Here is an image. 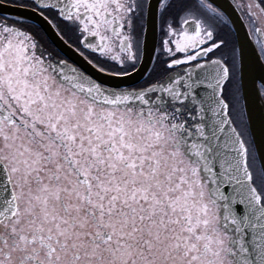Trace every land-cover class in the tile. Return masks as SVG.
<instances>
[{
  "label": "snow or ice",
  "instance_id": "6c2138e0",
  "mask_svg": "<svg viewBox=\"0 0 264 264\" xmlns=\"http://www.w3.org/2000/svg\"><path fill=\"white\" fill-rule=\"evenodd\" d=\"M5 5L23 11L0 16V264H264V153L238 128L216 0ZM153 7L169 38L144 86L44 55L47 25L98 53L84 57L98 72L127 76ZM236 7L264 37V0Z\"/></svg>",
  "mask_w": 264,
  "mask_h": 264
},
{
  "label": "water",
  "instance_id": "95a60500",
  "mask_svg": "<svg viewBox=\"0 0 264 264\" xmlns=\"http://www.w3.org/2000/svg\"><path fill=\"white\" fill-rule=\"evenodd\" d=\"M156 5V0H152ZM229 17V26L234 35L238 62V79L240 95L245 116V121L252 143V147L258 153H264V95L261 92L264 82V63L258 53L257 47L252 40L245 22L241 17L233 0H216ZM23 10L11 7L0 6V15L18 16ZM26 15L33 16L31 12ZM157 8L153 7L151 15L146 20L144 33V57L141 66L133 74L126 77H109L99 74L97 79L107 87L119 88L128 86L140 78L147 70L156 41ZM45 32L55 45L62 48L58 37L52 32L51 27L45 25ZM259 38L263 40V37ZM59 44V45H58ZM264 89V87H262Z\"/></svg>",
  "mask_w": 264,
  "mask_h": 264
},
{
  "label": "flooded vegetation",
  "instance_id": "af4514ba",
  "mask_svg": "<svg viewBox=\"0 0 264 264\" xmlns=\"http://www.w3.org/2000/svg\"><path fill=\"white\" fill-rule=\"evenodd\" d=\"M233 1L237 5L238 0H233ZM11 7H15V6L13 5ZM239 13H240L241 17L243 18V21L245 22L247 30H248L252 40L254 41L255 46L257 47L258 53H259V55H260V57L264 63V53L261 52L260 43H258V40H261V39L259 38V36L257 34H254L252 32V27L249 24L248 19L240 11H239ZM0 16H5V15H0ZM13 17H15V16H13ZM145 27H146V21L144 23L143 30L140 31L136 37V39L138 41V47L140 49L139 55H140L141 59H140V62L137 63L135 71H133L131 69L129 70V72H130L129 75L136 72L142 64L143 57H144ZM156 27H157L156 28L157 32H156L155 46H154L151 61H150V64H149L147 70L145 71V73L140 78L136 79L130 85L119 87V88H138V87L145 85V81L149 78V70L155 66L154 62H158V59H157L158 58V50H160L162 48L163 41L165 39L169 38L166 35V31H165L166 25L162 22L158 9H157ZM51 29H52V32L58 37L60 43H62L61 44L62 48L55 45L54 42L46 34V32L42 31L40 39H41V43L45 49L44 55L46 58H50L53 61L61 60V59L65 60L68 62L69 65H72L74 67H78V68L85 70L87 72V74L93 76V78H95V79H97L99 74L109 76V77H126L124 75L113 76V75H111V72H108V73L98 72L95 68H93L91 65H89L87 60H85V58H84L86 56L89 59H94L96 56H98V53H94V52H91V50L86 49L84 47L83 43L80 42V39L78 38V36L76 34L72 33L71 31L65 30L64 32L58 33V31L56 29H53V28H51ZM228 34H229V39L231 42V47L235 48V50H236V45H235L233 33L231 31L230 26H228ZM89 39L91 40L92 38H89ZM263 40H264V37H263ZM81 52L84 53L83 56H81V54H80ZM49 54H51L50 57H49ZM177 55L181 56L182 54H177ZM217 55H219V54H217ZM109 67H111V65ZM115 67L118 68L119 65L117 64V65H115ZM180 67H182V66H178L177 70H179ZM112 70H114V69H112ZM129 75H127V76H129ZM260 89L264 95V89L262 87Z\"/></svg>",
  "mask_w": 264,
  "mask_h": 264
},
{
  "label": "rangeland",
  "instance_id": "374dc122",
  "mask_svg": "<svg viewBox=\"0 0 264 264\" xmlns=\"http://www.w3.org/2000/svg\"><path fill=\"white\" fill-rule=\"evenodd\" d=\"M237 67H238V64H237ZM237 85H238V90H239L238 81H237ZM238 103H239L240 107L242 108V115H241V117L239 118V120L237 122L238 128L244 130V132H245V138L250 143L249 136H248V131H247V126H246V121H245V116H244V111H243V106H242V100H241L240 90H239V100H238Z\"/></svg>",
  "mask_w": 264,
  "mask_h": 264
},
{
  "label": "trees",
  "instance_id": "16d2710c",
  "mask_svg": "<svg viewBox=\"0 0 264 264\" xmlns=\"http://www.w3.org/2000/svg\"><path fill=\"white\" fill-rule=\"evenodd\" d=\"M233 38V37H232ZM238 81V80H237Z\"/></svg>",
  "mask_w": 264,
  "mask_h": 264
}]
</instances>
